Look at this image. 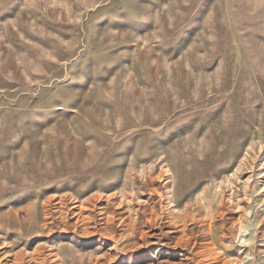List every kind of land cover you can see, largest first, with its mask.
<instances>
[{
	"label": "rangeland",
	"instance_id": "rangeland-1",
	"mask_svg": "<svg viewBox=\"0 0 264 264\" xmlns=\"http://www.w3.org/2000/svg\"><path fill=\"white\" fill-rule=\"evenodd\" d=\"M0 264H264V0H0Z\"/></svg>",
	"mask_w": 264,
	"mask_h": 264
}]
</instances>
